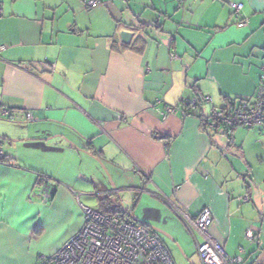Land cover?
I'll return each instance as SVG.
<instances>
[{"label":"crops","instance_id":"obj_1","mask_svg":"<svg viewBox=\"0 0 264 264\" xmlns=\"http://www.w3.org/2000/svg\"><path fill=\"white\" fill-rule=\"evenodd\" d=\"M85 1L0 0V264L55 255L104 197L197 257L174 209H209L227 254L264 264V125L204 123L256 99L264 0ZM39 174L57 183L47 202Z\"/></svg>","mask_w":264,"mask_h":264},{"label":"built area","instance_id":"obj_2","mask_svg":"<svg viewBox=\"0 0 264 264\" xmlns=\"http://www.w3.org/2000/svg\"><path fill=\"white\" fill-rule=\"evenodd\" d=\"M184 1V0H181ZM99 0L86 1L87 9H95L100 5ZM234 12L239 16L243 5L232 4ZM247 25L242 20L239 28ZM4 46H0L3 50ZM176 58L172 55V59ZM205 101H209L208 98ZM200 100L194 98L187 102V107H197ZM176 108L168 107L167 113H175ZM1 115L8 118L9 112L2 110ZM204 123L213 130L225 131L230 128H253L264 125V66L254 102L241 101L234 106L214 110ZM233 142V140H231ZM0 162L4 153L1 149ZM37 185L41 187L44 202L52 199L56 192V183L37 176ZM248 202V196L242 198ZM175 213L185 224L188 231L201 237L197 243L199 264H244L241 256H230L225 251L222 242L214 238L210 232L213 217L209 209H203L192 216L175 208ZM85 223L79 233L71 238L55 255L43 257L35 264H175L166 246L159 236L150 229L128 220L127 215L104 214L97 209L84 207ZM247 236L252 238L251 231Z\"/></svg>","mask_w":264,"mask_h":264},{"label":"rangeland","instance_id":"obj_3","mask_svg":"<svg viewBox=\"0 0 264 264\" xmlns=\"http://www.w3.org/2000/svg\"><path fill=\"white\" fill-rule=\"evenodd\" d=\"M88 1V0H86ZM86 1L84 2V14L90 13L92 12L93 9L89 10L86 7ZM100 3L102 4V1L99 0ZM132 200L129 201L128 205H124L125 210H133V205L131 204ZM136 210V209H135ZM164 231V230H163ZM166 232V231H164ZM160 240L162 241V243L166 246V248L168 249V251L170 252L173 261L175 262V264H199V259L196 255L195 250H193V252H187L182 245L178 244L175 241V238L170 235L169 233L166 232V236L164 235H159Z\"/></svg>","mask_w":264,"mask_h":264},{"label":"trees","instance_id":"obj_4","mask_svg":"<svg viewBox=\"0 0 264 264\" xmlns=\"http://www.w3.org/2000/svg\"><path fill=\"white\" fill-rule=\"evenodd\" d=\"M197 99H199L198 97H196ZM232 106H234V104H230V106L229 107H232ZM228 107V108H229ZM221 110H223V109H221ZM214 111V110H213ZM234 129L233 128H230V129H227V130H225V131H228V133H229V131H233ZM1 140V139H0ZM3 162V161H2ZM43 177H45V178H47V179H49V180H53L52 178H50V177H48V176H46V175H44V174H41ZM55 182V181H54ZM56 188H57V183H56ZM112 201H111V199H110V197H104V198H102V199H100V208H99V211L100 212H102V213H104V214H110V215H122V216H126V213L118 206H112V203H111ZM127 218H128V220H130V221H132V222H134V223H136V224H139V225H141V226H144L145 228H147V229H150L147 225H145L144 223H141L140 221H133V220H131V217L130 216H127ZM151 230V229H150ZM152 231V230H151ZM153 232V231H152ZM154 233V232H153ZM156 234V233H155ZM156 235H158V234H156Z\"/></svg>","mask_w":264,"mask_h":264},{"label":"water","instance_id":"obj_5","mask_svg":"<svg viewBox=\"0 0 264 264\" xmlns=\"http://www.w3.org/2000/svg\"><path fill=\"white\" fill-rule=\"evenodd\" d=\"M133 37H134L133 32H130L127 30H123L120 32V39H121L122 43L125 45H130ZM32 67L36 68L39 71H41L42 69H46V65H43V64H36L35 63V64H32ZM9 141L11 142V141H13V139H9ZM150 228L154 233L166 236V233L163 230L156 229L153 227H150Z\"/></svg>","mask_w":264,"mask_h":264}]
</instances>
